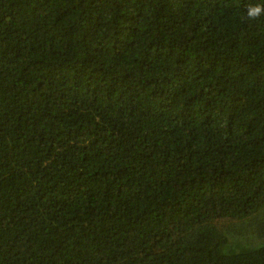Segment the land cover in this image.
<instances>
[{
  "label": "trees",
  "instance_id": "trees-1",
  "mask_svg": "<svg viewBox=\"0 0 264 264\" xmlns=\"http://www.w3.org/2000/svg\"><path fill=\"white\" fill-rule=\"evenodd\" d=\"M264 0H0V264H264Z\"/></svg>",
  "mask_w": 264,
  "mask_h": 264
},
{
  "label": "clouds",
  "instance_id": "clouds-1",
  "mask_svg": "<svg viewBox=\"0 0 264 264\" xmlns=\"http://www.w3.org/2000/svg\"><path fill=\"white\" fill-rule=\"evenodd\" d=\"M264 15V5H249L246 9V16L249 20H256Z\"/></svg>",
  "mask_w": 264,
  "mask_h": 264
}]
</instances>
